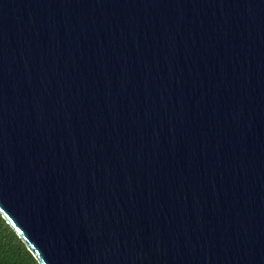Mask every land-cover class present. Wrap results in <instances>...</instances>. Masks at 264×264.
Returning a JSON list of instances; mask_svg holds the SVG:
<instances>
[{
  "label": "water",
  "instance_id": "1",
  "mask_svg": "<svg viewBox=\"0 0 264 264\" xmlns=\"http://www.w3.org/2000/svg\"><path fill=\"white\" fill-rule=\"evenodd\" d=\"M0 215L39 264H264V0H0Z\"/></svg>",
  "mask_w": 264,
  "mask_h": 264
},
{
  "label": "trees",
  "instance_id": "2",
  "mask_svg": "<svg viewBox=\"0 0 264 264\" xmlns=\"http://www.w3.org/2000/svg\"><path fill=\"white\" fill-rule=\"evenodd\" d=\"M0 264H39L1 215Z\"/></svg>",
  "mask_w": 264,
  "mask_h": 264
}]
</instances>
